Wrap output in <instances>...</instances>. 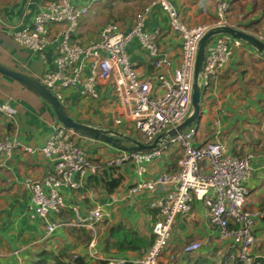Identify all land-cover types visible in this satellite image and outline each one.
Listing matches in <instances>:
<instances>
[{
	"label": "crops",
	"instance_id": "0c3cea01",
	"mask_svg": "<svg viewBox=\"0 0 264 264\" xmlns=\"http://www.w3.org/2000/svg\"><path fill=\"white\" fill-rule=\"evenodd\" d=\"M48 1L0 0V63L37 79L55 70L57 44L50 45L40 53L16 42L13 32L31 26L41 6ZM88 1L73 0L79 6ZM150 1L119 0L117 2L119 5L116 6L118 13L116 12L115 17H110L109 0H101L92 7L91 15L82 20L79 32L74 35L73 40L88 44L91 39L97 37L98 34L94 37L88 34L93 25L97 26L100 23L101 18L116 21L124 32L130 30L135 14ZM171 1L179 8L183 19L190 26L212 24L216 20L218 0ZM229 1L231 8L229 19L232 24L238 26L239 22L242 25L250 23L247 30L240 27L250 33H254L260 27L264 29V8L258 6L260 0ZM243 8L250 12L245 19L242 16ZM232 12L235 13L234 16L231 15ZM254 19L260 21L254 24L252 22ZM109 21L104 22L103 25ZM58 28L53 26L55 31ZM146 28L150 31L159 28L161 31L159 43L170 53L172 64L168 70L174 71L179 64L182 40L180 35L171 29L167 13L159 6H154L147 17ZM230 43L233 45V37ZM126 50L130 60L138 63L137 68L141 76L156 77L159 69L154 66L148 49L137 38L127 44ZM97 89L100 94L98 98L86 97L75 88L64 89L63 104L66 109L68 108V113L81 122L132 135L121 127L125 122L130 124L132 122L119 108L110 82H100ZM0 104L9 105L14 112V117H9L0 110V138L16 139L25 146L41 148L50 137L53 126L58 122L54 109L44 98L19 80L1 71ZM201 105L200 120L194 124L198 128L194 145L201 146L219 138L226 143L232 153L242 156L246 152H253L254 171L247 182L250 194L246 207L250 210H264V55L245 42L240 47H235L234 55L226 67L204 91ZM84 114L86 116H83ZM118 119H121V123L117 122ZM216 121H219L218 126L215 125ZM79 139L87 149L90 159L99 160L102 164L127 152L83 136ZM124 143L129 145L127 141ZM178 149L181 150L178 146H169L164 150L165 153L163 151L150 162H144L143 166L146 168L144 175L138 173L139 165L133 160L124 162L120 166L123 167L126 179L120 189L111 195L102 188L89 186L86 182L89 175L85 178L76 176L82 184L79 189L61 190L66 202L64 208L67 212H71V218L65 221L60 218L64 208L60 213H53L50 216L51 219H59L66 223L49 236L55 238L52 245L57 249L60 243L72 244L70 252L73 256L77 254L89 262L87 246L92 239L93 231L88 226L78 225L77 217L78 215L87 217L93 208L102 205L109 210L110 216L95 226L97 247L101 253L104 256L130 259L141 256L149 248H143L140 252L107 250L105 239L109 235V227L112 224L122 223L137 228L147 237L152 236L153 221L150 214L149 193L143 192L126 199L122 197L138 180L156 177L172 168L174 162L172 157L173 154L179 153ZM52 168L53 162L39 149L28 152L19 147L8 161V166L0 171V264H32L49 238H46L43 218L33 215L32 195L23 182L28 177L42 180ZM79 190H82L81 193H78ZM88 236L89 239L86 241ZM256 239L254 251L255 253L256 250L260 251V254L264 255V217L257 220ZM192 241L203 242L202 248L196 253L206 255L213 264L233 263L232 255L236 253V249L227 241L220 239L217 227L210 223L205 207L199 200L194 202L190 214L179 215L176 218L166 257L175 254L178 260L181 259L178 263L185 264L187 255L183 252L184 243Z\"/></svg>",
	"mask_w": 264,
	"mask_h": 264
},
{
	"label": "built area",
	"instance_id": "2783aa9c",
	"mask_svg": "<svg viewBox=\"0 0 264 264\" xmlns=\"http://www.w3.org/2000/svg\"><path fill=\"white\" fill-rule=\"evenodd\" d=\"M99 1L89 0L79 6L73 0H49L41 6L31 26L13 32L14 40L40 53L50 45L57 44L55 70L45 73L39 80L61 102H64V89L75 88L86 97L98 98L97 85L102 81L110 82L119 108L141 134L139 139L151 144L160 134L181 124L192 111L193 81L199 43L204 34L212 27L239 28L228 19L230 1H217L214 23L190 26L171 0H151L135 14L130 30L122 31L119 24L111 20L102 26L98 36L88 44L73 40V36L79 32L80 22ZM154 6H159L167 13L171 29L182 40L179 64L174 71L168 70L172 64L170 53L159 43L161 31L159 28L152 31L146 28L147 17ZM53 26L59 27L57 31ZM254 34L264 42V33ZM134 38L148 49L154 66L159 69L155 78L141 76L138 63L130 60L126 46ZM231 38L228 34L217 35L208 46L201 78L203 90L226 67L234 55L235 47L243 44L242 40L233 38L232 45ZM0 110L14 117L9 105L0 104ZM117 122L121 123V119ZM215 125L218 126L219 121ZM197 134L198 128L193 125L178 132L154 152H126L103 163L106 166H120L133 160L139 165L138 173L144 175V162L161 155L170 143L183 150L177 170H166L149 179L142 178L122 197L126 199L148 192L149 206L159 211L153 227L155 241L143 255L130 259L104 256L101 253L97 247L95 226L110 216L106 207L96 206L87 217L78 215L77 224L88 226L93 231L87 246L89 264H176L175 254L164 257L163 253L169 247L176 218L190 214L196 200L203 203L206 216L217 227L220 239L236 249L232 264H254L256 258L264 257L254 251L256 223L260 217H264V210L246 207L249 196L247 182L254 171V153L246 152L242 156L232 153L219 138L197 147L194 145ZM76 135L58 121L41 148L25 146L16 139L0 138V171L8 166V161L19 147L28 152L39 149L53 162V168L47 171L42 180L28 177L23 182L32 195L33 215L43 218L45 222L46 236L66 225L59 219L50 218L66 206L61 190L80 188L81 180L76 176L85 178L97 174L103 168L102 163L90 159L87 149L79 143ZM202 246L203 242L193 241L184 246L183 252L186 255L194 254Z\"/></svg>",
	"mask_w": 264,
	"mask_h": 264
},
{
	"label": "water",
	"instance_id": "95a60500",
	"mask_svg": "<svg viewBox=\"0 0 264 264\" xmlns=\"http://www.w3.org/2000/svg\"><path fill=\"white\" fill-rule=\"evenodd\" d=\"M220 34H228L234 38L241 39L264 55V42L260 40L255 34L232 26H218L209 29L204 34L199 43L198 57L193 81L191 113L181 124H178L176 127L170 128L169 130L160 134L151 144H146L139 138L116 129L96 126L76 120L68 113L65 105L56 97L53 91L43 83H41L39 79L26 73H22L20 71L12 69L2 63H0V71L19 80L28 88L36 92L39 96L44 98L54 109L59 122L62 123L65 127L72 129L78 135L104 142L106 144L112 145L115 148L125 150L129 153H150L160 149L163 145L168 143V141L172 137L177 135L178 132L187 130L189 127L200 120L202 108L201 100L205 91V89L203 90L201 78L203 74L204 62L207 55V48L211 39L214 36ZM124 141H127L129 145L124 143Z\"/></svg>",
	"mask_w": 264,
	"mask_h": 264
},
{
	"label": "trees",
	"instance_id": "16d2710c",
	"mask_svg": "<svg viewBox=\"0 0 264 264\" xmlns=\"http://www.w3.org/2000/svg\"><path fill=\"white\" fill-rule=\"evenodd\" d=\"M117 2H119V0H109L108 9L110 10L109 12L110 17L116 16V12H117L116 6L119 5ZM230 11H231V8H230ZM248 15H249V12L248 11L245 12L243 15L244 16L243 19H245V17H247ZM228 19H229V15H228ZM259 21L260 19L252 20L254 24L255 23L257 24ZM239 24H240L238 25L239 27H243L246 30L247 28L249 29V26L251 25L250 23L242 25L241 22H239ZM255 32H258V31H255ZM197 147H200V146H197ZM178 151L179 153L177 155L176 153L173 154V157H172L174 160L173 165H172L173 167L169 168V171H174L177 169L178 161L182 157V153H180L182 152V150L178 149ZM92 161L99 162V160H93V159ZM102 166L103 168L97 174L89 175L86 179L87 180L86 182L89 186L91 185L95 188H102V190H105L107 194L109 195L114 194L120 189V187L123 185L126 179V176L123 171V167L118 166V165L106 166L103 164ZM81 191L82 190H79L78 193H81ZM150 214L152 216V221L154 224L159 217V211L156 209H151ZM70 215H71V212H67V209L64 208L62 212L60 213V218L64 221L69 220L71 218ZM49 236H46V238ZM88 239H89V236L88 238L86 237L85 240L87 241ZM154 239H155L154 234H152L151 237H147L141 234V232L137 228H134L132 226H127L125 224L120 223L116 225L112 224L109 227V235L105 239L106 240L105 245H106L107 250L116 249L118 252H125L128 250L140 252L143 248H150L154 242ZM54 240L55 238L53 237H49L46 240L45 245H43V247L38 252L37 259L34 260L32 264H72V263L86 264V261L84 258L79 257V256L77 258H74L73 253L70 252L72 251V244L63 245L62 243H60L56 249V246L52 245V242ZM185 257L187 258L185 264H213L212 260H210L209 258H207L206 255H203V254L197 255V253H194V254H189ZM180 260L181 259L178 260V256H177V261H175V263L179 264L178 261ZM126 264H133V263H126ZM254 264H264V257L256 258Z\"/></svg>",
	"mask_w": 264,
	"mask_h": 264
},
{
	"label": "rangeland",
	"instance_id": "374dc122",
	"mask_svg": "<svg viewBox=\"0 0 264 264\" xmlns=\"http://www.w3.org/2000/svg\"><path fill=\"white\" fill-rule=\"evenodd\" d=\"M99 2H101V0L99 1ZM97 5V4H96ZM258 6L260 7V8H264V0H260L259 1V3H258ZM245 12H247L246 11V8H243L242 9V16L244 15V13ZM250 13V12H249ZM234 12H232V16H234ZM91 15V12L88 14V16L87 17H89ZM86 17V18H87ZM85 19V18H84ZM83 19V20H84ZM102 20L100 21V23L96 26V25H93L94 27H92V29L89 31V36H91V37H94V36H96V34H98V33H96V32H98V30L100 29H98V27H102L103 26V24H104V22H106V21H109V19L108 18H105L104 20H103V18H101ZM255 31H258L257 33H264V29H263V27L261 28H259L258 30H255ZM94 38H96V37H94ZM208 91H209V89L207 90V93H208ZM73 115H76L77 116V114H75V113H72ZM83 116H86V114H84ZM201 123L199 122L198 123V125H200ZM125 131H129V133L131 134L132 133V136H134V137H136V138H141V134L139 133V131L138 130H136L135 129V127H134V125H133V123H124L122 126H121ZM77 136V139H78V141H79V143H81L80 142V139L79 138H81V136H79L78 137V134L76 135ZM85 144V143H84ZM169 146H175V145H173V144H169L167 147H169ZM167 147L165 148L166 150H167ZM170 148H173V147H170ZM164 149V150H165ZM181 149V148H180ZM163 150V151H164ZM182 150V149H181ZM166 151H164V153H165ZM182 152H183V150H182ZM251 194H252V190H251ZM175 228H176V226H175ZM152 232H153V225H152ZM185 244V243H184ZM256 253H260V251H257L256 250ZM164 255L163 256H167V254H168V249L167 250H165L164 251V253H163Z\"/></svg>",
	"mask_w": 264,
	"mask_h": 264
},
{
	"label": "clouds",
	"instance_id": "9594fccd",
	"mask_svg": "<svg viewBox=\"0 0 264 264\" xmlns=\"http://www.w3.org/2000/svg\"><path fill=\"white\" fill-rule=\"evenodd\" d=\"M239 29H241V28L239 27ZM254 33H255V32H254ZM254 33H252V34H254ZM229 36H230V35H229ZM214 37H215V36H214ZM214 37H213V38H214ZM231 37H232V36H231ZM213 38H212V39H213ZM233 38H234V37H233ZM212 39H211V40H212ZM240 40H241V39H240ZM242 41H243V40H242ZM210 42H211V41H210ZM243 42H244V41H243ZM209 45H210V43L208 44V46H209ZM232 57H233V56H232ZM205 90H206V89H205ZM62 103H63V102H62ZM65 107H66V106H65ZM58 121H59V120H58ZM192 126H193V125H192ZM189 128H190V127H189ZM179 148H180V147H179ZM178 162H179V161H178ZM177 169H178V168H177ZM177 169H176V170H177ZM249 194H250V192H249ZM149 207H150V206H149ZM150 208H151V207H150ZM151 209H153V208H151ZM105 219H106V218H105ZM105 219H103V220H105ZM103 220L99 221L98 223L102 222ZM154 224H155V223H154ZM154 224H153V227H154ZM153 234H154V232H153ZM154 237H155V234H154ZM90 241H91V240H90ZM154 241H155V239H154ZM192 242H193V241H192ZM153 243H154V242H153ZM188 243H190V242H188ZM188 243H187V244H188ZM88 244H89V243H88ZM152 245H153V244H152ZM152 245H151V246H152ZM185 245H186V244H184V246H185ZM149 249H150V248H149ZM149 249H148V250H149ZM197 252H198V251H197ZM195 253H196V252H195ZM143 254H144V253H143ZM143 254H142V255H143ZM74 258H77V257H74ZM104 263H105V262H101V264H104ZM72 264H75V263H72ZM86 264H89V262H88V263L86 262Z\"/></svg>",
	"mask_w": 264,
	"mask_h": 264
}]
</instances>
